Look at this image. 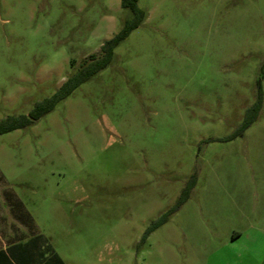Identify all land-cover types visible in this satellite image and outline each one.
<instances>
[{"label": "rangeland", "instance_id": "374dc122", "mask_svg": "<svg viewBox=\"0 0 264 264\" xmlns=\"http://www.w3.org/2000/svg\"><path fill=\"white\" fill-rule=\"evenodd\" d=\"M136 5L104 69L0 134V241L63 264H264V0ZM131 17L120 0H0V120Z\"/></svg>", "mask_w": 264, "mask_h": 264}, {"label": "trees", "instance_id": "16d2710c", "mask_svg": "<svg viewBox=\"0 0 264 264\" xmlns=\"http://www.w3.org/2000/svg\"><path fill=\"white\" fill-rule=\"evenodd\" d=\"M136 1L137 0H120L121 7L130 10L132 17L124 22L121 30L116 35L103 43L100 48V56H91L89 60L85 61L74 73L70 74L50 97L36 102L27 115L8 116L0 120V134L30 126L42 116L52 111L57 103L64 100L80 84L86 82L91 76L104 69L112 58L113 49L119 42L125 39L132 30L137 28L144 18V13L137 7ZM260 104L261 100L258 98L257 101L246 110L244 118L239 126L238 133L241 134L255 121V116L260 108ZM191 178L190 179L193 181L194 176ZM186 198L187 190H184L180 200L176 204V208ZM173 211L175 210L171 209L153 221L148 227L146 234L162 224L166 220L167 215L171 214Z\"/></svg>", "mask_w": 264, "mask_h": 264}, {"label": "crops", "instance_id": "0c3cea01", "mask_svg": "<svg viewBox=\"0 0 264 264\" xmlns=\"http://www.w3.org/2000/svg\"><path fill=\"white\" fill-rule=\"evenodd\" d=\"M30 243V244H29ZM26 245V246H25ZM25 245L0 241V264H61L58 256H45L40 242H26Z\"/></svg>", "mask_w": 264, "mask_h": 264}]
</instances>
